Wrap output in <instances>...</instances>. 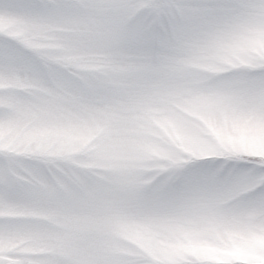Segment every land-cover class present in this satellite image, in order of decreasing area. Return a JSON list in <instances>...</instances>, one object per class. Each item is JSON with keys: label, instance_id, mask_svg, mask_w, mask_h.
Returning a JSON list of instances; mask_svg holds the SVG:
<instances>
[{"label": "snow or ice", "instance_id": "snow-or-ice-1", "mask_svg": "<svg viewBox=\"0 0 264 264\" xmlns=\"http://www.w3.org/2000/svg\"><path fill=\"white\" fill-rule=\"evenodd\" d=\"M0 264H264V0H0Z\"/></svg>", "mask_w": 264, "mask_h": 264}, {"label": "clouds", "instance_id": "clouds-1", "mask_svg": "<svg viewBox=\"0 0 264 264\" xmlns=\"http://www.w3.org/2000/svg\"><path fill=\"white\" fill-rule=\"evenodd\" d=\"M142 163L145 167H150L152 164V161L148 159L146 156L143 158Z\"/></svg>", "mask_w": 264, "mask_h": 264}]
</instances>
